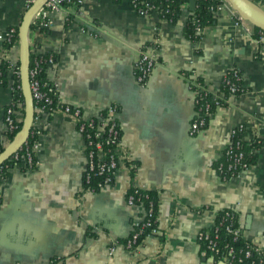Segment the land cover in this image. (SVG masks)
<instances>
[{
	"label": "crops",
	"instance_id": "crops-1",
	"mask_svg": "<svg viewBox=\"0 0 264 264\" xmlns=\"http://www.w3.org/2000/svg\"><path fill=\"white\" fill-rule=\"evenodd\" d=\"M248 1L264 11V0ZM25 12V0H0V32L19 28ZM188 13L183 9L169 23L156 12L138 15L129 0H85L53 12L51 28L28 29L29 46L54 56L45 79L57 84L61 104L85 119L116 107L119 169L110 187L87 191L77 120L59 109L41 113L36 165L23 160L0 179V264H222L201 256L196 237L226 209L237 214L243 239L264 257V49L227 2L196 43L183 35ZM146 44L158 65L139 83L136 64ZM19 60V43L6 49L0 41V62ZM231 69L241 73L244 93L229 97L206 128L192 133L199 113L190 81L201 77L203 88L216 95ZM12 84L7 73L0 86L4 150L11 143L4 112L12 104ZM14 118L23 123L25 117L15 111ZM239 126L245 144L261 143L257 159L241 175L222 180L214 165ZM132 188L157 195L159 237L128 250L123 243L132 221L143 218L142 207L127 204Z\"/></svg>",
	"mask_w": 264,
	"mask_h": 264
},
{
	"label": "built area",
	"instance_id": "built-area-1",
	"mask_svg": "<svg viewBox=\"0 0 264 264\" xmlns=\"http://www.w3.org/2000/svg\"><path fill=\"white\" fill-rule=\"evenodd\" d=\"M35 1L36 0H25L26 10H28ZM84 1L85 0H48L34 14L31 20V24L34 25L36 29H49L53 25V20L51 17V14L53 12L58 11L64 5L80 6L84 3ZM129 3L130 6L135 10L136 0H129ZM147 8L150 13H159L158 8H153L151 5H147ZM234 14L237 19L244 21L235 13V11ZM197 32H200V30L198 29ZM16 33L17 29L15 28H9L7 29V31L0 32V41L3 45L6 43H11ZM257 42L264 49V33L261 31L258 34ZM17 44L18 42H14L11 47ZM43 55L46 56V60L44 61V63L47 65V67L54 65L55 59L53 55ZM7 63V73L12 74V78L15 75L19 77V67H17L16 64H12L10 62ZM157 65L158 62L153 53L149 51L140 52L139 59L136 64L137 81L139 83H144L151 70ZM39 71L40 70L35 67L29 73V76L31 77L30 92L34 101L36 103H42L43 106H36L34 108L32 125L28 135V138L31 137L32 141H29L27 138L24 144L18 149V151L13 154V160L17 162L24 160L29 167H34L36 165L35 155L39 150V137L41 135L38 122L41 118V113H50L53 110L59 109L64 113L72 115L77 120L76 128L83 141L86 157V165L83 173V187L90 192H97L110 187L113 184L119 169L118 148L120 144L121 131L116 119V107L108 106L103 112L99 113L98 116L85 119L82 117L81 111L79 109L72 108L68 105H63L57 100V84L49 83L48 81L41 84L39 80L36 79ZM231 71H233L232 78L236 80L239 79L238 70L231 69ZM0 86H3L1 77ZM198 90L207 92L201 84H196V88L194 91L196 94L195 105L197 107L198 113L202 114L205 117L210 116L209 104L206 103V101L203 99V95L199 94ZM236 92L237 89L232 86L231 96H236ZM46 107H49V109H47ZM14 113L15 110L13 109L12 105L5 108V134L7 133L12 135L13 139L20 131L18 122L14 118ZM205 124V118L198 116L191 125V132L194 134L201 132L205 128ZM243 130V127L239 126L231 131L230 139L221 155V157L225 158L226 163L225 165L223 163H220L214 167L215 172L219 177H225L227 173L233 174V172L236 170L238 171L237 176H239L250 167V165L242 163L244 156L241 151H232V147H235L236 149H238L239 147V142L234 143V137H236L238 133H240L241 135L243 133ZM13 139L11 140V142L13 141ZM94 176L99 177V179L91 184L92 177ZM2 177L3 175L0 172V179H2ZM139 191V189L134 188L133 192L127 196L128 206L142 207V205H140L141 203H139ZM150 213L151 209L148 211V214ZM150 225V218H142L141 220L136 219L132 221V233L124 245L125 248L128 250H134L140 243L139 237L142 236L143 239L150 238V233L154 232V230L144 234V229L146 227H149ZM220 229H224L226 234L230 236V239L233 242L243 238L242 225L237 214L232 210H222L217 213L215 222L211 228L202 230L197 234V242L203 245L202 250H200L201 256L206 257L208 254H211L212 256H218L221 253V249L229 258H232L235 255V248L231 243L224 244L222 248L218 246L217 241ZM246 243L247 245L243 251V256L245 258H249L253 253L257 254L259 256V260L257 261V263L255 261H252L251 264H263L264 257L259 253L258 249L252 244L248 242ZM109 254H112V250H110ZM229 258H225V261L222 262V264H230ZM241 261V259L238 260V262Z\"/></svg>",
	"mask_w": 264,
	"mask_h": 264
},
{
	"label": "trees",
	"instance_id": "trees-1",
	"mask_svg": "<svg viewBox=\"0 0 264 264\" xmlns=\"http://www.w3.org/2000/svg\"><path fill=\"white\" fill-rule=\"evenodd\" d=\"M114 2H119L120 0H113ZM192 0H136V7L135 10L138 15L141 14H146L148 15L150 12L148 11L147 5H151L153 8H158V16L160 19L166 20L169 23H176L177 20L179 19L183 9H188L189 3ZM226 0H194V10L192 12L189 11L188 17L186 20V24L183 28V35L184 37L191 41L192 43L198 42L201 37H202V30L205 27L212 26L216 23V12L219 9L220 6H222ZM64 6H72V5H64ZM36 27L32 24H30L29 29H35ZM17 33L13 37L11 43H6L4 44V47L6 49L11 48L12 44L14 42H18V28ZM200 30V32H197V30ZM259 30L256 28H253V33L252 36L254 39H258V34ZM148 48L153 47L150 44H146L143 46L142 52L147 50ZM35 49H32L31 47L29 48V53H28V79H29V87L31 83V77L29 76V73L32 69L37 67L40 71L39 74L36 76V79L39 80V82L42 84L43 82H46L45 79V71L47 69V65L44 63L46 60V56L43 54L39 53L36 54ZM17 67H19V62L16 64ZM7 67L8 63L5 61L0 62V73H1V80H2V85L5 86L7 83ZM239 74V79H234L232 78L233 71L229 70L227 71L225 77L221 81L220 85V91L218 94L213 95L209 92H203L199 91V94L203 95V99L206 101V103L209 104V113L210 116H203L202 114H199V117H203L206 120L205 128L209 124V121L212 119L214 114H216L217 110L219 108H223L227 106V100L229 97H231V87L234 86L237 89V92L235 93L236 96H239L240 94L244 93V89L242 87V75L238 71ZM187 77H190V73L186 72ZM202 84V79L201 77H196L195 80H191L189 83V86H191L192 89H195L196 87L194 86L195 84ZM194 84V85H193ZM12 89V107L15 111H20L24 117L25 114V100H24V95L22 92V87H21V81H20V76H14L13 77V85L11 87ZM32 97V96H31ZM33 102V108L36 106H43L42 103H36L34 99L32 98ZM49 109V107H46ZM19 130L22 127V122L18 123ZM7 138L11 141L13 139V136L10 134L6 133ZM29 141H32V138H28ZM234 143L239 142V147L236 149L235 147H232V151L238 152L241 151L243 153V160L242 163H246L248 165H252L256 162L257 155L255 154V151L257 150L260 146L259 141H255L251 144H245L241 140V135L238 133L236 137L233 139ZM4 149L0 147V153H2ZM22 153V152H19ZM21 161L17 162L13 160V155H11L9 158H7L5 161H3L0 164V172L4 176L7 171L14 167L17 166ZM220 163H223L225 165L226 161L224 157H221L219 161H217L214 165V167ZM238 171H234L233 174L227 173L225 177L221 176L222 180H229L233 177L237 176ZM99 177H92V182L93 184L96 180H98ZM133 192V188L130 189L127 193V196L130 195ZM138 197L140 199L143 209L142 217L144 219L150 218L151 220V225L149 227H146L144 229V234L151 232L154 230V232H151V237L153 238H158L159 237V231L157 228V215H158V208H157V195L152 192V191H143L140 190ZM138 203V202H137ZM151 209V213L148 214V211ZM132 233V232H131ZM131 235V234H130ZM218 246L222 248V246L226 243H231L234 248H235V255L232 258H229L226 253L221 249V253L218 256H212L211 254H208L206 257H212L215 263H222L225 261V258H229L230 264H251L252 261H257L259 260V256L257 254H252L251 257L245 258L243 256V251L247 245L246 241L241 238L235 242H233L230 239V236L226 234L224 229H220V232L218 234ZM130 237V236H129ZM128 237V239H129ZM127 239V240H128ZM126 240V241H127ZM143 240L142 236L139 237V242ZM126 241L123 243L125 245ZM200 250H202L203 245L200 243L199 244ZM241 259V262H238V260ZM264 264V263H263Z\"/></svg>",
	"mask_w": 264,
	"mask_h": 264
},
{
	"label": "water",
	"instance_id": "water-1",
	"mask_svg": "<svg viewBox=\"0 0 264 264\" xmlns=\"http://www.w3.org/2000/svg\"><path fill=\"white\" fill-rule=\"evenodd\" d=\"M47 1L48 0H36L33 5L28 10H26L22 22L18 28V43L20 46L19 73L22 92L25 100V118L20 131L16 134L10 145L0 154V164L18 151V149L28 138L30 132L34 108L28 79V53L30 48L28 44V29L34 14ZM226 2L235 11V13L245 22L251 25L252 28H256L264 33V11L255 8L253 5H251V3H249L248 0H226ZM188 10L190 12L194 10V0L190 1ZM104 38L110 40L107 37Z\"/></svg>",
	"mask_w": 264,
	"mask_h": 264
}]
</instances>
